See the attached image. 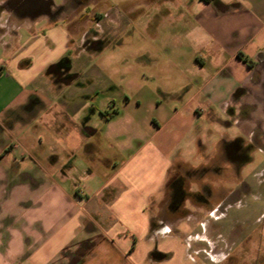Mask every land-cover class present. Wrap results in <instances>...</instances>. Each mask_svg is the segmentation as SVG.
<instances>
[{"label":"crops","instance_id":"0c3cea01","mask_svg":"<svg viewBox=\"0 0 264 264\" xmlns=\"http://www.w3.org/2000/svg\"><path fill=\"white\" fill-rule=\"evenodd\" d=\"M42 1L47 10L29 13L0 0V264H150L160 253L163 260L172 255V264L229 259L210 240L193 250L197 255L177 245L179 221L218 215L198 201L171 210L170 181L193 172L189 160L205 151L198 103L221 100L223 85L234 100L233 87L249 78L228 74L208 87L201 72L229 66L264 74V0L183 2L187 10L176 19L193 44L177 48L189 55L186 66L174 57L169 63L188 71L186 81L155 80L150 67L144 82H126L128 92L93 129L84 118V51L99 50L84 48V22L69 0ZM164 8L163 18L174 14ZM96 133L101 140L90 141ZM261 244L245 264L264 262Z\"/></svg>","mask_w":264,"mask_h":264},{"label":"rangeland","instance_id":"374dc122","mask_svg":"<svg viewBox=\"0 0 264 264\" xmlns=\"http://www.w3.org/2000/svg\"><path fill=\"white\" fill-rule=\"evenodd\" d=\"M185 1L174 0L165 6L162 0L108 1L107 4L113 5L121 15L115 21L106 22L111 32L98 52L84 51V104L87 108L84 118H88L89 128L100 126L102 115L112 113L117 98L125 90L128 92L126 82L130 79L144 82L150 67L156 74L155 80L167 75L168 82L186 81L188 71L176 69L169 63L174 57L175 61L188 64L189 55H181L177 50L185 52L193 44L192 35H187L176 19L178 10H187L183 5ZM164 7L172 9L174 14L163 18ZM141 9H146L143 15ZM82 19V30L97 27L96 21ZM174 47L175 53H162L163 48ZM179 57H183V61ZM214 72H201L200 79L209 80L208 87L227 81L228 74L238 80L249 77L245 86L233 87V91L238 88L236 99H231L232 93H227L223 85L217 88V95L223 94L221 100L198 103L202 113L196 122L205 151L201 150L200 160H189L195 170L185 175L184 187L187 190L190 186L192 191L183 205L189 209L198 201L206 208H215L218 216L194 214L195 219L179 221L174 233L177 245H182L186 253L197 255L193 250L210 247L207 241L210 240L217 251L226 250L231 254L227 260H208L206 264H245L244 259L255 254L259 241L264 254V74L259 70L248 72L229 66ZM88 139L101 140L98 133ZM101 147L105 148L103 141ZM218 150L222 154L214 156ZM229 150L234 154L230 156ZM225 153L232 159H227ZM186 155H189L188 150ZM96 163L101 174L104 168L99 154H96ZM95 183L96 179L89 185ZM184 211L178 215L188 216ZM173 255H179L176 247ZM162 256L161 253L154 256L150 264H172V255L164 260L160 259ZM90 263L93 262L87 264ZM106 263L123 264L121 261Z\"/></svg>","mask_w":264,"mask_h":264},{"label":"flooded vegetation","instance_id":"af4514ba","mask_svg":"<svg viewBox=\"0 0 264 264\" xmlns=\"http://www.w3.org/2000/svg\"><path fill=\"white\" fill-rule=\"evenodd\" d=\"M109 0H69L70 5L74 12H78L80 18L84 17V21L93 20L97 22L96 28H89L84 31V48L87 49H101L106 36L111 32V29L106 22L115 21L121 14L116 12L113 5L109 6ZM12 2H18L19 11H25L29 13H35L37 11L47 10V2L42 0H12ZM82 7V10L79 8ZM63 9L62 6L57 7L53 13L59 14ZM143 9L140 13L143 15ZM50 12V11H49ZM132 11L131 13H134ZM229 155H233L232 151H228ZM186 177V176H185ZM183 177H177L170 183L171 188V201L169 208L171 210L179 209L183 206V203L187 200L191 193L184 188Z\"/></svg>","mask_w":264,"mask_h":264},{"label":"trees","instance_id":"16d2710c","mask_svg":"<svg viewBox=\"0 0 264 264\" xmlns=\"http://www.w3.org/2000/svg\"><path fill=\"white\" fill-rule=\"evenodd\" d=\"M204 1L207 2L208 0H204ZM239 57L246 61L245 57L242 54H239Z\"/></svg>","mask_w":264,"mask_h":264}]
</instances>
